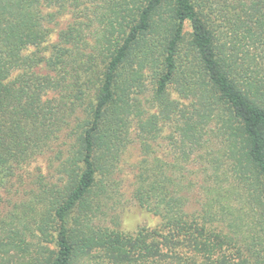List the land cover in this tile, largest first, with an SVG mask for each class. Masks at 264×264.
<instances>
[{
  "label": "trees",
  "instance_id": "1",
  "mask_svg": "<svg viewBox=\"0 0 264 264\" xmlns=\"http://www.w3.org/2000/svg\"><path fill=\"white\" fill-rule=\"evenodd\" d=\"M88 4L0 0V207L30 192L15 217L25 230L32 218L55 241L16 264H79L86 256L96 264H264V0H112L105 13L83 18ZM72 8L73 19L49 42L51 24ZM150 61L161 67L153 113L131 103L132 85ZM174 83L196 101L191 114L170 99ZM172 120L191 151L212 123L219 126L232 187L209 189L191 210L183 177L170 175L175 166L145 158L132 195L160 226L134 235L83 228L81 218L92 221L113 199L127 148L156 142L159 124ZM62 148L69 156L60 183L44 190L39 179L25 191V179L41 171H32L34 163L50 152L59 159ZM235 200L253 207L252 226ZM21 235L2 230L0 264L16 261L6 258L12 249L24 251Z\"/></svg>",
  "mask_w": 264,
  "mask_h": 264
},
{
  "label": "rangeland",
  "instance_id": "2",
  "mask_svg": "<svg viewBox=\"0 0 264 264\" xmlns=\"http://www.w3.org/2000/svg\"><path fill=\"white\" fill-rule=\"evenodd\" d=\"M112 0H87L89 4L88 13H83L84 17L89 14L91 18H95V15L103 14L107 11V7H111ZM86 6H82V10H85ZM56 9L50 8L47 11H55ZM73 8L69 9L67 13L61 16H57L56 20L51 27L56 31L49 38V42L57 40V34L61 28L65 27L67 22L71 21L73 18ZM100 27L98 23H95L92 31H95ZM91 32V31H90ZM90 32H87L88 40L90 42L94 41L91 37ZM190 34V27L186 25V38L188 40ZM134 68L138 69V65L134 64ZM161 71L159 63L155 65L154 62L150 61L142 75H140L132 85L131 91V103L135 104V100H139L142 107L145 110L159 111V104L156 100V86H157V74ZM180 85L173 84L170 86V99L181 101L187 106V110L194 112L192 104L196 102L192 96L189 99L185 98L186 92L184 94L180 93ZM189 93V92H188ZM60 97V95H56ZM184 98V99H183ZM136 103V104H138ZM183 106V105H182ZM185 105L183 106V108ZM149 114L147 113L142 117L143 122L149 119ZM174 120L171 122H164L159 124L160 132L157 135V141L147 140L145 145L143 143L136 142L132 143L125 151L123 160L120 165L119 177L116 176L119 184L117 190L113 192V199L105 200L102 212L97 213L95 217L89 215L92 221L87 218H81L80 222L82 227L85 228L86 224L94 228H110L111 230H118L123 233L134 235L141 229L152 230L160 226L162 220L160 217L153 215L145 209H142L137 202L133 199L132 191V178L137 172H139V164L145 158L157 159L162 162H166L169 166H175L173 170L170 169V175L181 176L184 180V185L188 188L185 193L191 196L194 203L191 210H196L199 205L196 204L195 200H200L202 203L207 201V196H209V189L221 188L223 190H228L232 187L235 182L234 173L232 172V161L227 157L226 145L221 138V133L219 126L216 123H212L207 131L203 133V140L201 145L195 147L194 151H191L189 145H183L180 139V135L177 132L176 127H174ZM134 124V123H133ZM137 125L134 124L133 136L137 134ZM207 133V135H206ZM146 136V134H144ZM152 145V148H148V145ZM59 159L56 157L54 152H50L48 155L41 157L38 162L34 163L32 166V171L35 172V167L40 166L41 171L33 173L32 178L25 179V191L36 190L38 188L39 179L43 183V189L46 190V186L50 187L51 184L60 183L59 166L68 158L69 154L67 149L62 148L61 152L58 153ZM173 166V167H174ZM228 176V178L225 176ZM178 176V177H179ZM45 185V187H44ZM23 189V188H21ZM20 189V190H21ZM30 193V192H29ZM26 196L24 193L12 196L13 201L10 205L6 202L2 203L0 207V237L2 236V230H14L18 231L21 235V240H25V245L23 246L24 251L12 249L6 255L8 259L13 256L15 262L8 261V264H16L20 262L22 257H29V255L35 256L37 254L36 250L38 246H45V248L53 249L55 247L54 237L49 234L43 236L39 231V224L30 222L32 218H26L30 226V230H25L21 224V219H17L15 214L20 217L24 211V204L20 202L24 199L25 202L30 203L32 201V196ZM18 200V204L15 201ZM235 204L242 207L243 218L245 219V224L252 226L253 219L252 216L253 207L249 205L245 200H235ZM44 208V205L41 207ZM40 208V209H41ZM14 213V217L9 219V216ZM56 233L52 230V235ZM22 255V257H20ZM44 258V257H41ZM11 260V258H10ZM79 264H96V261L92 256L83 257V260Z\"/></svg>",
  "mask_w": 264,
  "mask_h": 264
}]
</instances>
